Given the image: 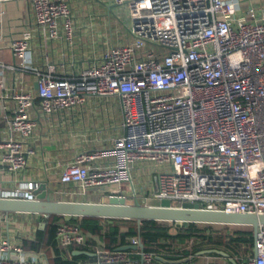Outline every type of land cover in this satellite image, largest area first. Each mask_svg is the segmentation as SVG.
<instances>
[{
    "label": "built area",
    "instance_id": "2783aa9c",
    "mask_svg": "<svg viewBox=\"0 0 264 264\" xmlns=\"http://www.w3.org/2000/svg\"><path fill=\"white\" fill-rule=\"evenodd\" d=\"M113 1L130 9L133 41L113 48L78 77L58 75L52 63L34 66L28 37L8 45L22 69L36 75L46 115L83 105L90 95L120 99L123 136L109 147L77 153L62 183H72L79 194L105 188L108 197L128 199L123 184L130 183L137 198L132 173L143 162L155 167L158 187L152 196L173 207L191 203L201 210L264 214V0ZM31 4L46 37H59L63 19L71 41L66 0ZM11 98L15 105L8 134L0 140V173L17 174L36 152L30 139L37 121L29 112L32 92L14 89ZM43 183L28 182L0 192V198L36 200ZM68 217L59 220L56 233L64 259L68 248L83 249L89 242ZM141 242L131 238L128 245L137 248L130 250L97 247L93 263L73 264H164L155 252L141 249ZM0 264L43 262L26 254L23 244L0 237ZM239 264H264V225L253 254Z\"/></svg>",
    "mask_w": 264,
    "mask_h": 264
},
{
    "label": "crops",
    "instance_id": "0c3cea01",
    "mask_svg": "<svg viewBox=\"0 0 264 264\" xmlns=\"http://www.w3.org/2000/svg\"><path fill=\"white\" fill-rule=\"evenodd\" d=\"M72 12V39L67 40L64 20L60 21L59 37L49 39L36 21L31 0L0 1V140L9 130V120L13 115L14 89L30 91L35 96V105L29 109L30 116L37 121L30 144L36 148L25 170L21 173H0V192L13 190L31 181H43L48 185L52 199L102 203L108 196L102 188L90 189L86 193H76L72 183H62L61 176L74 157L82 150L109 147L112 139L124 134L123 114L117 96L101 97L90 95L83 105L68 108L53 115H46L40 107L37 95V77L20 66L8 45L15 39L28 37L30 40V60L39 68L47 63L56 66L58 75L78 77L89 65L99 63L104 55L115 47L129 45L133 41L130 34L131 11L126 5H117L113 0H66ZM143 163V162H142ZM141 164V163H140ZM147 166V168H146ZM144 168L155 169L153 165ZM141 166L135 165L133 173L139 175ZM150 185L139 181V190L134 189L137 198L144 200L152 196L158 187L155 175ZM131 200L135 201L133 195ZM42 215L28 213H0V237L9 238L14 243L23 244L26 254L42 260L43 264L54 263V249L25 246L26 241H35L39 230H43ZM100 247V246H98ZM77 250L74 248L72 254ZM68 251V250H67ZM93 253L94 250H86ZM92 259L76 262L93 263ZM72 261V259L70 258ZM74 262V263H76ZM193 264L230 263L224 257L212 254L195 257Z\"/></svg>",
    "mask_w": 264,
    "mask_h": 264
},
{
    "label": "trees",
    "instance_id": "16d2710c",
    "mask_svg": "<svg viewBox=\"0 0 264 264\" xmlns=\"http://www.w3.org/2000/svg\"><path fill=\"white\" fill-rule=\"evenodd\" d=\"M62 217L54 215L44 219L45 228L38 231L35 241H26L25 246L30 244L28 247H52L53 264H73L84 258L92 259L87 255H73L72 251L77 246L68 248L65 251L68 259H64V249L58 246L56 240L57 227ZM67 220L78 225L88 235V246L83 248L86 250H94L98 246L113 250L130 244L131 238L139 237L146 251H153L168 260L182 259L204 249L216 248L228 252L239 264L242 258L254 252L255 238L250 226L157 220H145L139 226L134 219L75 216H70ZM212 255L222 258L218 254Z\"/></svg>",
    "mask_w": 264,
    "mask_h": 264
},
{
    "label": "water",
    "instance_id": "95a60500",
    "mask_svg": "<svg viewBox=\"0 0 264 264\" xmlns=\"http://www.w3.org/2000/svg\"><path fill=\"white\" fill-rule=\"evenodd\" d=\"M47 184L41 185V193L36 200L0 198V213H28L39 214L45 218L51 216H75V217H97V218H115V219H134L140 226L142 221L157 220L179 223H207L223 225H242L250 226L253 229L254 238H256L259 227L264 225V214H231L223 211H208L197 208V205L183 203L180 207H173L168 199H160L154 196H147L144 200L136 198L130 203L128 198L123 196H109L107 202H78V201H60L52 199L50 193L46 190ZM46 226V221L42 222ZM139 247L145 249L141 242ZM134 245H124L117 250L136 249ZM75 255L94 254L86 250H77ZM218 254L230 260L232 264H237L236 260L230 254L221 249H204L195 255L186 256L182 259L168 260L162 256L157 259L164 264H184L192 261L195 257Z\"/></svg>",
    "mask_w": 264,
    "mask_h": 264
},
{
    "label": "rangeland",
    "instance_id": "374dc122",
    "mask_svg": "<svg viewBox=\"0 0 264 264\" xmlns=\"http://www.w3.org/2000/svg\"><path fill=\"white\" fill-rule=\"evenodd\" d=\"M245 9H246V7H244V10ZM256 15H257L258 18L260 17V13L258 11H256ZM209 50H212V48L210 47ZM147 164L148 163H141V164L137 163L136 164L137 166L139 165V167L141 166V169L139 171V175L137 173H135V172L133 174V180H134V183H135V186L137 188L138 193L140 192L138 182L142 181L143 184L147 185V189H148V187H149L148 185L152 184L151 180H153L152 178L156 174L155 169L148 168L146 170L144 168ZM148 165H150V164H148ZM146 168H147V166H146ZM123 187H124L125 190H127L128 194L134 195V191H133L132 185H130V183L123 184ZM102 189L105 190V188H102ZM128 200H129L130 203L134 202L133 200H131V197H129Z\"/></svg>",
    "mask_w": 264,
    "mask_h": 264
}]
</instances>
